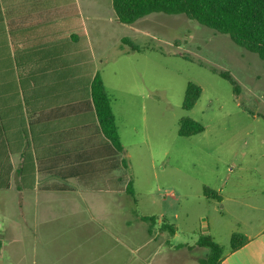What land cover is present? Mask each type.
Segmentation results:
<instances>
[{"label":"rangeland","instance_id":"obj_1","mask_svg":"<svg viewBox=\"0 0 264 264\" xmlns=\"http://www.w3.org/2000/svg\"><path fill=\"white\" fill-rule=\"evenodd\" d=\"M79 5L98 70L113 99L135 191L134 199H123L136 220L145 216L157 239L162 240L164 231L168 240L182 244V264H197L194 259L209 254L207 248L196 246L200 236H210L226 255L234 233L261 231L262 60L228 35L184 15L153 13L127 25L106 20L115 16L111 0H79ZM124 38L141 51H133ZM212 69L229 73L239 93ZM190 83L202 94L191 110H185ZM187 118L202 125L204 132L180 136V124ZM205 188L217 192L222 201L206 197ZM165 225L173 226L177 235ZM30 247V238L21 246L12 238L3 258L15 264L16 257H30ZM16 248L23 251L16 253Z\"/></svg>","mask_w":264,"mask_h":264},{"label":"trees","instance_id":"obj_2","mask_svg":"<svg viewBox=\"0 0 264 264\" xmlns=\"http://www.w3.org/2000/svg\"><path fill=\"white\" fill-rule=\"evenodd\" d=\"M32 1L40 7L28 10L32 15L23 12L18 17L14 10H6L0 0V38L11 33L15 47L17 40L13 35L17 33V28L30 32L54 24V29H49L53 40L43 46L38 43L40 50L35 54H15L14 47V55H0V190L10 188L14 171L12 157L18 155L22 157L20 183L26 190L37 187L39 174L76 178L83 186L99 190L102 186L97 181L117 172L113 183L120 191L134 197L129 164L124 158V147L113 111V99L101 75L92 73L83 93L80 84H58L54 96L68 102L48 106L42 102L43 93L37 78L43 69L23 70L32 57L39 61V66H46V72H61L71 65H82L85 61L90 65L92 62L84 31L80 26V30L67 26L78 15L76 1ZM112 5L118 20L127 25H134L153 13L184 15L217 33L228 35L236 45L256 54L264 66V0H113ZM23 43V51L28 50L31 46L29 39H24ZM123 43L133 51H141L128 38H124ZM2 46L0 41V48ZM83 47L86 60L76 58L75 62H71L68 56ZM212 71L228 81L234 93H239V86L229 73L216 69ZM201 94L202 89L190 83L184 109L191 110ZM51 117H64L67 121L64 136L55 134L57 125L50 128L52 125L48 121ZM204 130L198 122L187 118L180 124L179 135L190 137ZM204 195L222 201L220 195L209 188H205ZM165 226L175 232L173 226ZM248 242L245 235L234 233L231 251H237ZM198 245L209 250L208 257L200 260V264H221L222 248L210 236H200ZM1 249L0 241V254Z\"/></svg>","mask_w":264,"mask_h":264},{"label":"crops","instance_id":"obj_3","mask_svg":"<svg viewBox=\"0 0 264 264\" xmlns=\"http://www.w3.org/2000/svg\"><path fill=\"white\" fill-rule=\"evenodd\" d=\"M75 1L78 15L71 19L67 26L68 28L73 26L79 30L81 28L84 31L92 55L90 65L85 61L87 56L84 45L81 51L68 56L71 62H75L76 58L85 61L82 65H71L61 72L51 70L46 72L44 69L46 66H39V61L32 57L28 65L23 68L26 72L43 69L40 70L37 78L43 93L42 102L49 104L48 106L68 102L67 99L54 96L55 87L58 84L69 86L80 84V90L83 93L92 73L101 75L90 45L86 22L80 11L79 0ZM2 3L6 10H14V14L18 17L23 15V12L32 15L33 13L28 10L40 7L32 0H2ZM114 15V18L110 17L106 20L118 21L116 13ZM49 29L53 30L54 24L48 25L47 28L41 26L30 32H22L17 28L15 31L17 33L13 35L17 40V47L12 42L11 33L3 35L0 38L3 45L0 48V55H14V47L15 54L17 52L22 55L35 54L40 50L38 43L43 46L45 42L53 40V33ZM27 33L30 34L29 37ZM24 39H29L31 44L25 51H23ZM2 65L5 67V64ZM102 79L104 81L103 77ZM49 91L51 92L48 94ZM48 122L52 125L50 128L57 125L55 126L57 127L56 135H65L67 121H64V117L52 118ZM12 160L14 171L11 186L9 189L0 190L2 192L0 195V241L2 242L0 264H9L3 258V250L7 248V242L12 238L20 246L24 240L30 238L31 246L30 257H16L15 264L183 263L182 256L179 254L184 248L182 244L168 240L164 231L161 233L162 240L160 236L157 239L150 224L146 225L148 220L145 216H137L136 220L135 211L128 206V203H124L127 198L123 199V197L132 196L120 191L119 187L113 183V177H117V172L97 181L102 186L99 190L83 186L76 178L64 179L50 174H39L37 187L26 190L21 186L19 176L22 157L16 155L12 157ZM13 220H15L14 226H11ZM17 220H20L21 224ZM164 228L172 232L170 228ZM26 233L30 234L29 238L24 236ZM172 234L177 235L176 232ZM244 235L249 242L237 251L230 250L226 255L223 253L221 264H264V228L256 234ZM196 246L199 247L198 242ZM22 251L16 248L14 252ZM202 259H194V262L200 264Z\"/></svg>","mask_w":264,"mask_h":264}]
</instances>
